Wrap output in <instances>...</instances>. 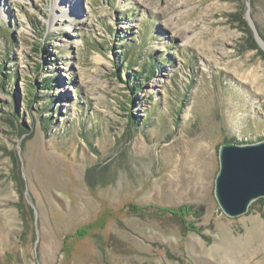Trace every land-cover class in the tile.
<instances>
[{"label": "rangeland", "instance_id": "rangeland-1", "mask_svg": "<svg viewBox=\"0 0 264 264\" xmlns=\"http://www.w3.org/2000/svg\"><path fill=\"white\" fill-rule=\"evenodd\" d=\"M53 2L0 0V264H264V199L214 196L264 140V0Z\"/></svg>", "mask_w": 264, "mask_h": 264}, {"label": "water", "instance_id": "water-1", "mask_svg": "<svg viewBox=\"0 0 264 264\" xmlns=\"http://www.w3.org/2000/svg\"><path fill=\"white\" fill-rule=\"evenodd\" d=\"M219 170L214 196L229 218L247 213L264 199V140L250 144H223L218 150Z\"/></svg>", "mask_w": 264, "mask_h": 264}, {"label": "trees", "instance_id": "trees-1", "mask_svg": "<svg viewBox=\"0 0 264 264\" xmlns=\"http://www.w3.org/2000/svg\"><path fill=\"white\" fill-rule=\"evenodd\" d=\"M124 56L122 57V60H126V57H124ZM147 65H148V67L146 69L143 68V69H141V71H139L140 74L144 72V73H147L148 75H150L151 72L156 69L154 67L155 62L151 61L150 58H147ZM127 66L131 67L132 63L128 62ZM133 79L135 81L137 80V78H135L134 75H133ZM133 79H131V80H133ZM136 210L138 211V210H140V208H138ZM167 212H168V214L173 215V216H179V215L182 216V215H188L190 212H192V208H190V206H183V207H179L176 209H169Z\"/></svg>", "mask_w": 264, "mask_h": 264}, {"label": "bare ground", "instance_id": "bare-ground-1", "mask_svg": "<svg viewBox=\"0 0 264 264\" xmlns=\"http://www.w3.org/2000/svg\"><path fill=\"white\" fill-rule=\"evenodd\" d=\"M60 1L61 0H54V2H53V7H56L55 5H57V4H60ZM78 2H79V0H78ZM77 3V2H76ZM70 10H67V11H65L64 12V14L65 15H68L70 12H69ZM53 21V20H52ZM52 23V22H51Z\"/></svg>", "mask_w": 264, "mask_h": 264}]
</instances>
